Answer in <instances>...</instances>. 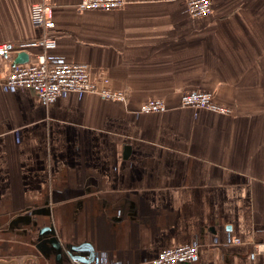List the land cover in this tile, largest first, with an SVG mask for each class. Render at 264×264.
<instances>
[{"label":"crops","instance_id":"0c3cea01","mask_svg":"<svg viewBox=\"0 0 264 264\" xmlns=\"http://www.w3.org/2000/svg\"><path fill=\"white\" fill-rule=\"evenodd\" d=\"M77 1L0 0V43L39 36L30 5L51 3L49 61L88 63L126 100L43 105L2 83L17 52L0 56V264H131L185 243L186 264H264V0H212L204 17L185 0ZM189 90L230 113L179 105ZM148 98L166 109L140 112ZM36 208L50 213L26 222Z\"/></svg>","mask_w":264,"mask_h":264},{"label":"built area","instance_id":"2783aa9c","mask_svg":"<svg viewBox=\"0 0 264 264\" xmlns=\"http://www.w3.org/2000/svg\"><path fill=\"white\" fill-rule=\"evenodd\" d=\"M125 0H78L77 10H112L124 4ZM186 10L193 17H204L212 10V0H185ZM30 19L41 27L43 32L34 38L19 40L14 43L1 42L0 56L12 52L24 51L30 47L39 50L30 53L32 60L14 64L6 73L2 83L8 87L32 89L43 105H49L65 92H87L114 101H125L126 93L108 86V76L100 73L98 79L91 75L88 63L80 61H49L45 52L56 45V36L53 32L54 7L48 2H33L30 5ZM179 105L184 107L203 108L218 113H230V108L217 103L212 91L189 90L181 93ZM166 109L161 98H148L139 107L142 113L160 112ZM234 241H238L237 238ZM197 245L179 244L163 249L152 259L131 264H186L197 258ZM107 264V263H101Z\"/></svg>","mask_w":264,"mask_h":264},{"label":"water","instance_id":"95a60500","mask_svg":"<svg viewBox=\"0 0 264 264\" xmlns=\"http://www.w3.org/2000/svg\"><path fill=\"white\" fill-rule=\"evenodd\" d=\"M27 60H28V54L26 52H24V51H21V52H18L16 54V57L14 59L13 64L24 63V62H27ZM49 212L50 211L47 210L46 208L43 209V210L40 209V208L31 209L29 211V215L27 216L26 222H28V219L30 217V214H31V216L32 215H38V214H42V215L47 214V215H49ZM52 232H53V229H52L51 225H49L48 227L47 226L46 227H43L38 233L41 236L42 234H46V233L52 234Z\"/></svg>","mask_w":264,"mask_h":264},{"label":"flooded vegetation","instance_id":"af4514ba","mask_svg":"<svg viewBox=\"0 0 264 264\" xmlns=\"http://www.w3.org/2000/svg\"><path fill=\"white\" fill-rule=\"evenodd\" d=\"M50 213V212H49Z\"/></svg>","mask_w":264,"mask_h":264}]
</instances>
